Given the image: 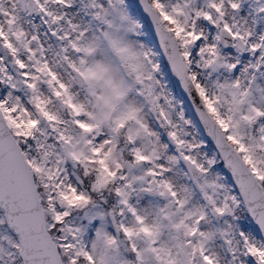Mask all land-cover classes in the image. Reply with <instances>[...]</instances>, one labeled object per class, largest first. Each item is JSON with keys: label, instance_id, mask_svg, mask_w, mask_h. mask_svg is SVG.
Wrapping results in <instances>:
<instances>
[{"label": "snow or ice", "instance_id": "6c2138e0", "mask_svg": "<svg viewBox=\"0 0 264 264\" xmlns=\"http://www.w3.org/2000/svg\"><path fill=\"white\" fill-rule=\"evenodd\" d=\"M0 264H264V0H0Z\"/></svg>", "mask_w": 264, "mask_h": 264}]
</instances>
